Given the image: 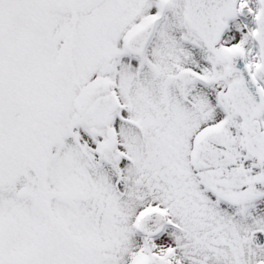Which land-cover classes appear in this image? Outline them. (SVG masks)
Returning a JSON list of instances; mask_svg holds the SVG:
<instances>
[{
    "label": "snow or ice",
    "instance_id": "6c2138e0",
    "mask_svg": "<svg viewBox=\"0 0 264 264\" xmlns=\"http://www.w3.org/2000/svg\"><path fill=\"white\" fill-rule=\"evenodd\" d=\"M0 264H264V0H0Z\"/></svg>",
    "mask_w": 264,
    "mask_h": 264
}]
</instances>
